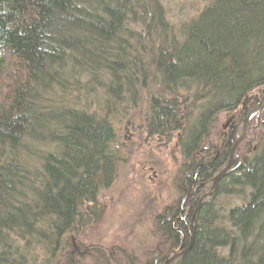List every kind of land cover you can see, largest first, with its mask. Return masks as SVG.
Wrapping results in <instances>:
<instances>
[{
	"label": "trees",
	"instance_id": "1",
	"mask_svg": "<svg viewBox=\"0 0 264 264\" xmlns=\"http://www.w3.org/2000/svg\"><path fill=\"white\" fill-rule=\"evenodd\" d=\"M143 91L152 102L142 128L177 135L191 165L183 198L156 218L167 249L113 261L72 234L101 210L116 174V113ZM263 95L264 0H208L175 26L165 0H0V264H164L189 244L197 201L235 139L225 132L212 158L204 135ZM254 148L205 198L192 248L172 264H264V130Z\"/></svg>",
	"mask_w": 264,
	"mask_h": 264
},
{
	"label": "rangeland",
	"instance_id": "2",
	"mask_svg": "<svg viewBox=\"0 0 264 264\" xmlns=\"http://www.w3.org/2000/svg\"><path fill=\"white\" fill-rule=\"evenodd\" d=\"M207 1L165 0L170 23L175 26L185 19L196 17V13ZM145 91L141 93L136 107L125 110L124 114L116 113L113 123L117 131L118 156L114 181L98 195L101 210L97 217L82 232L72 234L74 241L82 247L97 245L106 251H113V261L119 257L124 261L131 257L151 259L158 252L162 253L161 250L167 249V239L157 236L159 231L156 218L178 199L183 198L181 191L185 187L184 180L188 174L184 166L191 165L190 160H187V163L184 161L177 135L166 141L156 136L149 137L148 132L142 128L146 114L151 113L149 104L152 102V96ZM234 113L223 111L213 123L208 135L203 137V145L210 150L212 158L218 151L221 153L222 138L225 131H228L225 129L226 123ZM245 116L246 114L237 119L241 120ZM253 116L255 118L250 121L248 135L238 144L239 147L232 156L233 162L241 160L248 150L255 149L257 138L263 135L264 109L261 117L258 112ZM259 119L262 123L255 128ZM241 130L238 128L237 133L240 134ZM200 154H197L196 158L202 157L206 160L203 153ZM230 154L231 152H228V160ZM225 164L215 174L221 171ZM215 174L211 176L210 183L205 188L206 192L211 190ZM196 181L200 182L198 179ZM229 200L223 198L222 201L228 203ZM86 259L90 260L88 257Z\"/></svg>",
	"mask_w": 264,
	"mask_h": 264
},
{
	"label": "water",
	"instance_id": "3",
	"mask_svg": "<svg viewBox=\"0 0 264 264\" xmlns=\"http://www.w3.org/2000/svg\"><path fill=\"white\" fill-rule=\"evenodd\" d=\"M263 109H264V97L262 98V101L260 103H258L256 105V107H254L253 109H251L246 116L248 118V117L256 114L257 112H259V114L261 115V113L263 112ZM244 137H245L244 135H241L235 141V144H234L235 146H234V148L231 151L230 159L225 164V166L223 167V169L213 178L214 179V184H213L211 190L208 191V192H206V193H204V195L199 200L200 203L197 206V208L194 210V215H193L192 220H191V226H192V234H191V236L192 237H191V240H190L189 244L186 247H183V245H181L180 246V249L178 251L175 250L174 251V254L171 257H168L164 264H171L172 262H174L175 259H177V257L184 255L186 252H188L192 248V245H193V242H194V238H195V235L194 234H195L196 225L194 223H195V220H196V214H197L196 212L200 208V206L202 204V200L206 196H211V195L214 194L215 188L217 187L219 180H221L222 177H224L226 175L229 167L232 165V163L234 161V157H232V156L234 154L235 148L238 146L239 142H241L244 139Z\"/></svg>",
	"mask_w": 264,
	"mask_h": 264
},
{
	"label": "bare ground",
	"instance_id": "4",
	"mask_svg": "<svg viewBox=\"0 0 264 264\" xmlns=\"http://www.w3.org/2000/svg\"><path fill=\"white\" fill-rule=\"evenodd\" d=\"M198 1V0H197ZM248 114V113H247ZM246 114V115H247ZM234 116H232L231 118H230V120L229 121H227V123H226V127L227 128H225V129H228V130H230V129H233L234 128V131L233 132H235L234 134H235V139H234V141H233V143L230 145V150H229V152H231L232 151V149L234 148V144H235V141L241 136V135H244L245 137L244 138H246V135H248V132H249V130H250V121H251V119H254L255 117L254 116H250V117H248L247 118V116H245V118H242L241 120H238V119H236V121L234 122V118H233ZM260 117H261V115H260ZM247 118V119H246ZM262 123V122H261ZM260 123V119H259V123H257L256 124V126H255V128H257V126L259 125V124H261ZM238 128H241L242 130H241V132H240V134H238L237 132H238ZM245 129V130H244ZM225 132H227V131H225ZM225 137V136H224ZM222 138V140L224 141V143H225V138ZM244 140V139H243ZM224 143H222V145L224 146V145H227L228 143L226 142L225 144ZM240 143V142H239ZM238 147L239 146H237L236 148H235V151L238 149ZM234 151V152H235ZM201 163L202 164H204L205 163V165H209V163L205 160V159H203V161H201ZM233 164H234V162L232 163V165L229 167V169H228V171H227V173H226V175L229 173V171L232 169L231 167L233 166ZM220 172V171H219ZM219 172H217L216 174H215V176L219 173ZM226 175L224 176V177H222V179L221 180H219V182H218V185H217V187L215 188V192H216V189L218 188V186H219V184H220V182L222 181V180H224V178L226 177ZM214 176V177H215ZM213 177V178H214ZM210 180V179H209ZM212 182H213V184H214V179H212ZM210 183V182H209ZM213 186V185H212ZM212 188V187H211ZM215 192H214V194H215ZM213 194V195H214ZM213 195H211V196H206L205 198H208V197H212ZM203 196V195H202ZM201 196V197H202ZM201 197L198 199V205H199V200L201 199ZM205 198L202 200V204H203V201L205 200ZM201 204V205H202ZM197 205V206H198ZM197 208V207H196ZM195 208V209H196ZM199 210V209H198Z\"/></svg>",
	"mask_w": 264,
	"mask_h": 264
},
{
	"label": "flooded vegetation",
	"instance_id": "5",
	"mask_svg": "<svg viewBox=\"0 0 264 264\" xmlns=\"http://www.w3.org/2000/svg\"><path fill=\"white\" fill-rule=\"evenodd\" d=\"M263 97H264V95H263ZM263 97H262V98H263Z\"/></svg>",
	"mask_w": 264,
	"mask_h": 264
}]
</instances>
